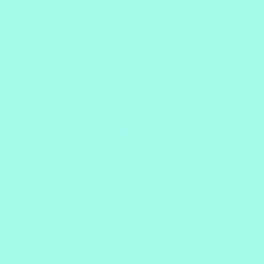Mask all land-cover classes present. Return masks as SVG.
<instances>
[{"label": "water", "instance_id": "1", "mask_svg": "<svg viewBox=\"0 0 264 264\" xmlns=\"http://www.w3.org/2000/svg\"><path fill=\"white\" fill-rule=\"evenodd\" d=\"M3 264H264V0H0Z\"/></svg>", "mask_w": 264, "mask_h": 264}, {"label": "snow or ice", "instance_id": "2", "mask_svg": "<svg viewBox=\"0 0 264 264\" xmlns=\"http://www.w3.org/2000/svg\"><path fill=\"white\" fill-rule=\"evenodd\" d=\"M0 264H3V262H2V261H0Z\"/></svg>", "mask_w": 264, "mask_h": 264}]
</instances>
